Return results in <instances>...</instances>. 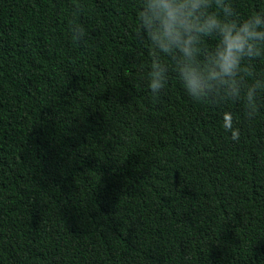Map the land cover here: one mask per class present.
I'll return each instance as SVG.
<instances>
[{
  "label": "trees",
  "instance_id": "obj_1",
  "mask_svg": "<svg viewBox=\"0 0 264 264\" xmlns=\"http://www.w3.org/2000/svg\"><path fill=\"white\" fill-rule=\"evenodd\" d=\"M141 4L0 0V264H264V89L197 102L157 53L153 96Z\"/></svg>",
  "mask_w": 264,
  "mask_h": 264
},
{
  "label": "clouds",
  "instance_id": "obj_2",
  "mask_svg": "<svg viewBox=\"0 0 264 264\" xmlns=\"http://www.w3.org/2000/svg\"><path fill=\"white\" fill-rule=\"evenodd\" d=\"M214 7L218 11H211ZM141 9L137 35L156 54L148 72L153 96L167 83V66L157 55L161 53L175 63L183 89L192 99L199 102L215 94L238 100L243 94L246 115L255 116L256 95L264 89V81L247 84L246 78L254 75L252 61L264 58V11L238 23L227 0H142ZM70 31L74 40L85 36L78 24L71 23ZM205 38H214L215 47L204 48ZM223 120V127L238 141L240 131L233 129L231 113L225 112Z\"/></svg>",
  "mask_w": 264,
  "mask_h": 264
}]
</instances>
